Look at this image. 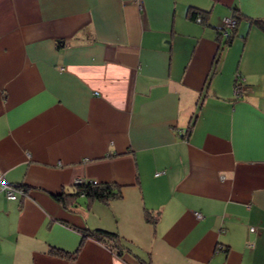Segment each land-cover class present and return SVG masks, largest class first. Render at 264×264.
Listing matches in <instances>:
<instances>
[{"label":"crops","instance_id":"0c3cea01","mask_svg":"<svg viewBox=\"0 0 264 264\" xmlns=\"http://www.w3.org/2000/svg\"><path fill=\"white\" fill-rule=\"evenodd\" d=\"M259 19L264 0H0V180L25 189L0 185V264H264ZM81 180L121 197L56 198Z\"/></svg>","mask_w":264,"mask_h":264},{"label":"trees","instance_id":"16d2710c","mask_svg":"<svg viewBox=\"0 0 264 264\" xmlns=\"http://www.w3.org/2000/svg\"><path fill=\"white\" fill-rule=\"evenodd\" d=\"M206 14L207 13L204 11H189L188 12L189 19L191 21L198 22V23H204V21L207 20ZM231 18L235 22V25L231 29L225 30L223 19H222L221 28L216 32V41L218 43L220 51L228 48L231 45L234 39V36H235L237 25L242 19V17L236 12H234ZM251 23L264 32V20H261V19L253 20L251 21ZM233 90H234L235 95H236V92L239 93V95H236V97H239L242 94V91H243L242 84H241L240 78L238 77L236 78L234 82ZM188 133H189V129L188 131H186V134ZM11 186H14L17 190L19 189L18 190L19 192L15 194L14 200H17L20 195H24L25 193L24 187H22L21 185H11ZM74 187H76L75 193H72L71 195L62 194L56 198L60 199L63 202V204L67 202V200H65L66 197L71 198V199H75L76 197H84L89 202L97 201L100 203L107 204L109 201L113 199H118L121 197V188L114 184L97 183L94 181L81 180L80 182L75 183ZM14 200H10V201H14ZM146 220L152 221L149 215H146ZM87 236L96 238L98 241L103 242L107 247L111 249V251H115L116 255L119 257L123 254L124 251L130 252L128 247H126L124 241L116 233L108 232L104 230H95V231H90ZM52 253L58 255L61 252L57 250H52ZM136 258L138 259V257ZM138 263L147 264V262L143 260H138Z\"/></svg>","mask_w":264,"mask_h":264},{"label":"built area","instance_id":"2783aa9c","mask_svg":"<svg viewBox=\"0 0 264 264\" xmlns=\"http://www.w3.org/2000/svg\"><path fill=\"white\" fill-rule=\"evenodd\" d=\"M223 23H224V28L225 30H229L231 29L234 25L235 22L232 18H225L223 19ZM236 95H239L238 92H236ZM80 182V181H77ZM0 185H1V190L5 193V196L7 198V200H14L15 199V194L17 192H19L14 186L8 185L6 183L1 182L0 180ZM21 193V192H20ZM196 217L198 219L201 218V216L199 214H196Z\"/></svg>","mask_w":264,"mask_h":264}]
</instances>
